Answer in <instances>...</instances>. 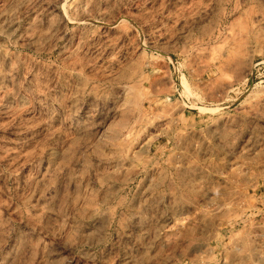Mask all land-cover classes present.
I'll return each mask as SVG.
<instances>
[{
	"label": "rangeland",
	"instance_id": "1",
	"mask_svg": "<svg viewBox=\"0 0 264 264\" xmlns=\"http://www.w3.org/2000/svg\"><path fill=\"white\" fill-rule=\"evenodd\" d=\"M0 264H264V0H0Z\"/></svg>",
	"mask_w": 264,
	"mask_h": 264
}]
</instances>
